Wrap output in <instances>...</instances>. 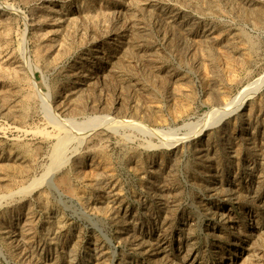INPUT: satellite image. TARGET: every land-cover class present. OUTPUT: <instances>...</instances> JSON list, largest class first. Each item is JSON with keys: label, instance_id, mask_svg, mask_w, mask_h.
<instances>
[{"label": "rangeland", "instance_id": "1", "mask_svg": "<svg viewBox=\"0 0 264 264\" xmlns=\"http://www.w3.org/2000/svg\"><path fill=\"white\" fill-rule=\"evenodd\" d=\"M263 73L264 0H0V264H264Z\"/></svg>", "mask_w": 264, "mask_h": 264}, {"label": "bare ground", "instance_id": "2", "mask_svg": "<svg viewBox=\"0 0 264 264\" xmlns=\"http://www.w3.org/2000/svg\"><path fill=\"white\" fill-rule=\"evenodd\" d=\"M263 86H264V73L260 77H258L256 80L249 82L247 85H245L241 90H239L236 93V95L233 98H231L225 104H223L222 106L215 108L213 110L210 109L211 111L208 112V114H211L212 116L216 115L218 117V121H219V118H222L226 114H229L233 110L239 108L246 99H248L249 97H251L255 93H257L258 90H260ZM214 118H216V117H214ZM212 120H214V119H212ZM203 126H205V124H202L201 128ZM199 131H200V129H199Z\"/></svg>", "mask_w": 264, "mask_h": 264}]
</instances>
